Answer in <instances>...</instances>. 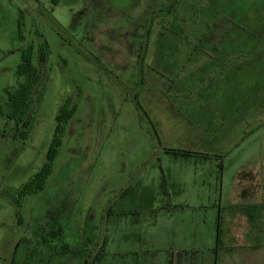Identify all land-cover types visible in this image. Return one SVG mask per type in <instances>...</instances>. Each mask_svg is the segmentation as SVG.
Segmentation results:
<instances>
[{"label":"rangeland","instance_id":"obj_1","mask_svg":"<svg viewBox=\"0 0 264 264\" xmlns=\"http://www.w3.org/2000/svg\"><path fill=\"white\" fill-rule=\"evenodd\" d=\"M54 1L0 0L5 110L7 91L26 78L17 74L22 50L33 46L35 66L44 43L48 51L28 126L0 115V264H81L88 250L96 264L136 258L165 264L180 250L194 264H264L235 254L263 253L264 246L225 241L209 247L195 238L184 245V223L154 228L155 216L147 214L177 189L179 174L182 186L196 189L205 178L200 169L209 167L194 153L184 157L169 148L201 154L224 152L208 145H242L226 151V191L233 187L228 178L237 153L247 165L251 145H264V0ZM56 137L62 142L44 189L22 193L48 163ZM139 191L153 205L134 213L130 197ZM57 207L65 208L64 241L74 247L72 257L52 254L44 244L42 236L51 237L53 229L48 211ZM205 217L208 238L211 215ZM161 223L171 228L162 240Z\"/></svg>","mask_w":264,"mask_h":264},{"label":"crops","instance_id":"obj_2","mask_svg":"<svg viewBox=\"0 0 264 264\" xmlns=\"http://www.w3.org/2000/svg\"><path fill=\"white\" fill-rule=\"evenodd\" d=\"M208 146L213 149L224 150V152L217 153L207 151L199 154V152L192 150L194 154L191 156L196 154L197 157L204 159V164H206V166H209L206 169H204V167L200 169V172L204 174L201 175V178L205 177L201 185L196 189H194V187L189 189L188 186H182L180 183L181 174H179L175 178L176 182H174V184L178 186L177 189L172 192H165L166 194L162 197L161 208H159L158 211L152 208L151 211H148L150 212L147 213L148 215L151 214L152 216H155V218H152L151 224L156 228L159 222H166L170 225L172 222H175L173 225L184 223L185 225L183 229L186 231L184 241L182 242L184 245H188L189 242H187V239L190 241L195 238L199 244L209 247L217 245L219 247L226 244L225 241H227L228 243H235L234 245H231V247L259 246L260 248H263L264 145L261 147H258L260 145H251L252 150L247 157H245L247 158V162L249 161L247 165L242 164L241 161L243 158L240 156V153H237L235 168L229 171V176L231 177L228 178L231 179L233 187L226 191L223 187L227 171L224 163L225 157L230 149L241 150L242 145H232V147H230V145ZM227 150L228 152L226 153ZM221 160L222 163L219 165L218 162ZM178 165L182 166V163H179ZM191 170L193 173L190 175L193 176L194 170L192 167ZM213 176H215V178H213ZM189 179L191 178L189 177ZM155 194L156 193H152L150 196L154 198ZM148 196L149 195H145L140 191L138 194L135 193L133 196H129L134 204H137V206L134 207V209H137L134 213H140V209L141 211H146L147 208L143 205H153ZM173 198L175 199L174 201H172ZM177 215L181 217L177 218ZM208 215H211L209 228L210 236L204 238L203 230L206 227L207 222L205 216ZM162 223L160 234L158 233L160 237L163 236L160 238L161 240L164 236L166 237L168 235L167 232L170 228ZM225 223L226 236L224 237L222 229ZM162 229H166L164 235ZM183 229L181 231H183ZM124 238H129V233L124 234ZM137 238H141V236H138ZM242 240H244L245 243H241L240 241ZM206 241H208V243H206ZM235 254L239 255L237 258L241 262H264V252L255 253L249 250H242ZM213 260L212 256L210 261L212 262ZM159 261L161 262V260ZM222 261L223 263L228 262L227 258H224ZM139 262V258H136L129 263L139 264ZM157 262V259L153 258L152 260H149V263L147 264H157ZM194 263L195 261L193 257H190L189 253L184 250L177 251L174 255L171 254L169 258L165 260V264Z\"/></svg>","mask_w":264,"mask_h":264},{"label":"trees","instance_id":"obj_3","mask_svg":"<svg viewBox=\"0 0 264 264\" xmlns=\"http://www.w3.org/2000/svg\"><path fill=\"white\" fill-rule=\"evenodd\" d=\"M55 0L54 2H57ZM22 61L19 63L17 67V74L18 76H26L25 80L19 84L17 88L14 90L7 91V106L8 109L5 110L0 104V115L4 116L8 120L12 121L16 127H27L29 124V107L30 103L33 100L34 95L36 94V88L40 84L39 82L43 79L44 67L46 66V58L48 55L47 45L44 43L39 49L38 54V65H34V48L33 46H28L26 49L22 50ZM72 99H67L60 110L58 115V122H62V118L64 113L67 111V106ZM74 109H72L73 111ZM59 127L56 130V134L59 132ZM0 135H3L2 131L0 130ZM55 142L49 147L47 160L46 163L41 170L36 172L31 180L26 183L21 192L28 195L30 193H35L39 191V189H44V183L48 175L53 170L52 163L57 155L58 149L61 146L62 139L56 137ZM167 151L171 152L174 155L180 156H189L192 151L182 150V149H172L169 148ZM63 207H67V204L64 202ZM64 209L57 207V209H49L48 217L50 218L49 222L52 225V236L49 237L47 234H44V244L52 251V254L59 252L60 254L69 252L71 254H76L74 247L66 244L64 241L65 235V225L66 221L62 219V214L65 212ZM55 234H58L57 239L54 238ZM60 240V244L57 242L53 244V241ZM58 247V248H57ZM57 248V249H56ZM85 251V249H82ZM85 253V252H84ZM100 254V253H99ZM97 254V255H99ZM85 259H83L81 264H96L97 261H90L88 257L91 255L90 250L86 252ZM72 257V255H71ZM51 259V257H49ZM48 262V261H47Z\"/></svg>","mask_w":264,"mask_h":264}]
</instances>
